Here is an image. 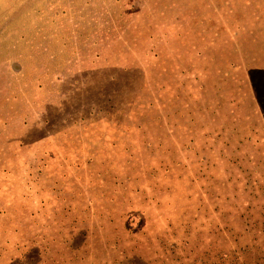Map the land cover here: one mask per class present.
<instances>
[{
  "label": "rangeland",
  "instance_id": "rangeland-1",
  "mask_svg": "<svg viewBox=\"0 0 264 264\" xmlns=\"http://www.w3.org/2000/svg\"><path fill=\"white\" fill-rule=\"evenodd\" d=\"M262 243L264 0H0V264Z\"/></svg>",
  "mask_w": 264,
  "mask_h": 264
},
{
  "label": "trees",
  "instance_id": "trees-1",
  "mask_svg": "<svg viewBox=\"0 0 264 264\" xmlns=\"http://www.w3.org/2000/svg\"><path fill=\"white\" fill-rule=\"evenodd\" d=\"M259 247L254 254V258L244 259L243 264H264V244L262 243ZM227 264L230 263L227 262Z\"/></svg>",
  "mask_w": 264,
  "mask_h": 264
},
{
  "label": "crops",
  "instance_id": "crops-1",
  "mask_svg": "<svg viewBox=\"0 0 264 264\" xmlns=\"http://www.w3.org/2000/svg\"><path fill=\"white\" fill-rule=\"evenodd\" d=\"M173 31L172 27H171V32Z\"/></svg>",
  "mask_w": 264,
  "mask_h": 264
}]
</instances>
